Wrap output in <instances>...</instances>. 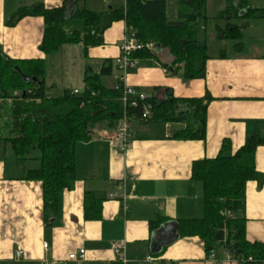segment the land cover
I'll return each instance as SVG.
<instances>
[{
    "label": "crops",
    "instance_id": "obj_1",
    "mask_svg": "<svg viewBox=\"0 0 264 264\" xmlns=\"http://www.w3.org/2000/svg\"><path fill=\"white\" fill-rule=\"evenodd\" d=\"M66 0H0V49L6 59L43 60L45 88L51 98L66 92L85 90L88 71L100 74L111 61L109 75L100 83L107 89L119 86L120 72L115 61L126 33L124 21L115 22L104 32V45L93 47L85 56L82 43L63 45L45 54L39 49L44 36V19L26 17L16 26L6 20L20 8L38 4L59 8ZM179 1L166 0V16L176 21ZM125 0H80L71 4L63 31L70 35L84 32V22L70 18L73 11L107 12L118 10ZM264 7V0L254 3ZM215 4L207 0V15L214 18ZM211 22L201 28L200 39L208 46L206 77L190 81L167 72L173 57L158 50L157 58L137 59L127 84L148 98L158 101L172 93L174 98H207V135L203 141H180L173 136L177 124H145L131 121L132 147L124 155L105 136L104 125L93 131L89 142L76 145V182L62 194L59 209L50 225L44 222L42 184L27 181L28 171L39 163L15 160L6 147L0 149V264H238L229 260L227 249L208 254L199 237H181L179 221L204 217V194L200 182L192 179L195 161L215 158L228 140L234 155L253 135L264 138V20L250 22L243 31V49L217 42ZM208 31L211 40H207ZM213 43L214 52L210 51ZM168 91V92H167ZM257 171L264 175V146L256 151ZM102 201L101 219H85V194ZM246 236L250 242L264 243V186L249 182L246 187ZM164 219L170 225L167 239L177 241L158 247V238L150 224ZM162 239V237H161ZM160 239V240H161ZM123 243L124 260L113 249ZM48 245V249L44 248ZM18 249L25 257L14 258ZM85 250L82 261L69 255ZM151 257L152 261H147ZM217 258V259H216Z\"/></svg>",
    "mask_w": 264,
    "mask_h": 264
},
{
    "label": "trees",
    "instance_id": "obj_2",
    "mask_svg": "<svg viewBox=\"0 0 264 264\" xmlns=\"http://www.w3.org/2000/svg\"><path fill=\"white\" fill-rule=\"evenodd\" d=\"M80 0H66L59 8L47 9L38 4L20 8L6 20L14 27L26 17L44 19V36L39 49L46 55L63 45L82 43L85 56L93 47L104 45V32L113 23L124 21L144 45L134 58H157L158 50H167L173 57L174 75L185 81L204 79L209 58L207 44L200 39L202 27L211 22L225 21V28H216V39L237 41L236 50L243 49V31L250 22L264 20V7L254 3L263 0H225L226 8L214 18L207 15V0H180L179 16L170 21L166 16V0H125L124 7L107 12H92L75 8L72 18L84 22V32L66 34L61 23L68 16L69 6ZM239 21L240 24H232ZM100 74L86 73L85 90L80 95L66 92L58 98L47 95L46 67L43 60L6 59L0 49V100L12 99L7 109L0 137L10 144V156L15 160L39 163V168L28 171L25 180L41 182L44 222L55 219L62 194L72 190L76 182V145L89 142L93 131L104 125L115 130L126 112L135 122L145 124H177L181 129L173 136L180 141H203L207 135V98H174L168 93L161 101L155 97L139 101L136 107L124 108L122 87L107 89L100 83L102 76L111 72V61ZM18 67L19 70H16ZM22 75L36 77L39 83L25 82ZM168 92V91H167ZM150 107L151 116L142 120L144 106ZM264 146V138L253 135L230 155L231 145L223 142L213 159L193 162L192 179L203 186L204 217L178 222L181 237H199L205 251L219 253L227 249L238 264H264V243L250 242L246 236V187L249 182L264 186V175L256 168V151ZM102 201L91 193L85 194V219L100 220ZM157 219L150 224L152 231L163 224ZM217 259V258H216Z\"/></svg>",
    "mask_w": 264,
    "mask_h": 264
},
{
    "label": "built area",
    "instance_id": "obj_3",
    "mask_svg": "<svg viewBox=\"0 0 264 264\" xmlns=\"http://www.w3.org/2000/svg\"><path fill=\"white\" fill-rule=\"evenodd\" d=\"M142 49L153 50L151 45H144L140 42L133 31L126 29L125 36L120 46V56L116 59L115 65L120 72L119 85L123 89L122 103L124 108L128 105L136 107L139 101H147V95L140 93L134 87L127 84V79L130 71L135 69L137 65V58H134V53ZM72 94L80 95L79 91H73ZM150 107L148 105L144 106L142 120H147L150 118ZM131 121L132 119L128 117L127 113H124L123 118L118 124L117 128L110 133H106L105 136L109 139L110 143L115 149L121 154H126L132 147L133 142L131 140ZM45 249H48V245H44ZM113 249L120 257L124 260L123 251L125 246L123 243H115ZM85 250H80L79 254L69 255L70 260L82 261L85 259ZM25 257V252L18 249L15 253L14 258L20 260ZM229 260L233 261L231 254H229ZM147 261H152L151 257L147 258Z\"/></svg>",
    "mask_w": 264,
    "mask_h": 264
},
{
    "label": "rangeland",
    "instance_id": "obj_4",
    "mask_svg": "<svg viewBox=\"0 0 264 264\" xmlns=\"http://www.w3.org/2000/svg\"><path fill=\"white\" fill-rule=\"evenodd\" d=\"M212 2H213V4H215V7H213V8H215V12H217V10H218V8H220L221 6L223 7V9L222 10H224L225 8H226V2H225V0H212ZM256 7V6H255ZM257 8V7H256ZM263 8V7H262ZM221 12V11H220ZM219 24H221V26H218V27H220L221 29H223V28H225V26H226V23H225V21H217ZM232 24H240V22L239 21H237V22H235V21H233L232 22ZM215 33H216V30H215ZM211 40V33H210V31H208V35H207V40ZM215 40L217 41V42H226V43H228V44H233L234 45V48L236 49V45H238V42L237 41H232V40H222V41H220V40H218V39H216V34H215ZM241 42H243V40L241 41ZM213 43H215V42H211L210 44V51L211 52H214V46H213ZM243 45V44H242ZM152 51H154V50H152ZM237 51V50H236ZM238 52V51H237ZM207 53H208V46H207ZM12 99H9V100H6V101H3V100H0V137H4V131H2L1 130V126L3 125V122H4V119H5V117H6V112H8L7 111V109H9V107H10V105H11V103H12ZM101 126H103V125H99L98 127H101ZM97 127V128H98ZM110 130V129H109ZM114 131V130H113ZM111 132V131H110ZM5 143L3 142V141H0V149L1 148H4L5 147ZM6 147L10 150V152H11V146H10V144H7L6 145Z\"/></svg>",
    "mask_w": 264,
    "mask_h": 264
},
{
    "label": "water",
    "instance_id": "obj_5",
    "mask_svg": "<svg viewBox=\"0 0 264 264\" xmlns=\"http://www.w3.org/2000/svg\"><path fill=\"white\" fill-rule=\"evenodd\" d=\"M16 70H19L18 69V67L16 68ZM22 78H23V80L25 81V82H33V83H39L38 82V79L36 78V77H33V78H30V77H28V76H26V75H22ZM169 226L170 225H162L155 233H154V236H155V238L157 239H159L158 241V246H157V248L159 247H162V246H165V245H168L169 244V242L170 243H172V242H174V241H177L178 240V238H179V236L178 235H175L172 239H167V237H166V234L168 233V232H170L169 231ZM177 228H178V225H177ZM161 237H162V239H161ZM161 239V240H160Z\"/></svg>",
    "mask_w": 264,
    "mask_h": 264
}]
</instances>
